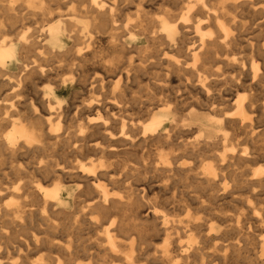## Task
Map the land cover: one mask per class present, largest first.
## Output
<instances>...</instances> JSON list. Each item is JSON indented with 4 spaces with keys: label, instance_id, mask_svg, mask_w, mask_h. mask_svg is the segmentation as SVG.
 Listing matches in <instances>:
<instances>
[{
    "label": "bare ground",
    "instance_id": "6f19581e",
    "mask_svg": "<svg viewBox=\"0 0 264 264\" xmlns=\"http://www.w3.org/2000/svg\"><path fill=\"white\" fill-rule=\"evenodd\" d=\"M61 69L100 98L64 108ZM247 80L264 86V0H0V241L18 250L2 263L264 264V102ZM152 180L187 181V201ZM246 192L232 215L206 205Z\"/></svg>",
    "mask_w": 264,
    "mask_h": 264
},
{
    "label": "rangeland",
    "instance_id": "374dc122",
    "mask_svg": "<svg viewBox=\"0 0 264 264\" xmlns=\"http://www.w3.org/2000/svg\"><path fill=\"white\" fill-rule=\"evenodd\" d=\"M71 8V6L70 5H66L65 3H60V4H58V10H59V12H62V13H67V12H69L68 10H70V9H67V8ZM66 9H67V11H66ZM37 25L38 24H36V23H34V21H27V24L25 25V28H29L30 30L32 29V28H34V27H37ZM38 27H39V25H38ZM245 44H241V46H244ZM238 50L236 51H232V54H230V55H233L234 53H236V54H234V55H237L238 54ZM243 56V54H241L240 52H239V55L237 56V57H239V58H241ZM236 57V58H237ZM14 70V71H13ZM12 71L13 72H17V70L15 69V68H12ZM228 73H227V72ZM230 71V72H229ZM60 72V73H59ZM226 72V73H225ZM233 74H232V73ZM230 73H231V75H230ZM61 74L64 76V79H63V76H61ZM68 74V75H67ZM69 74H70V76H69ZM218 74H223V76H221L220 78H223V77H225V78H227V76H228V78H230L232 75H233V77L232 78H234L235 77V74L237 75V72L236 71H232V70H230V69H228V68H222L221 67V71H219L218 72ZM67 77H68V79L71 77V73L68 71V70H65V69H61L60 71H58V74H56V75H54L53 77H51V79H49V82L50 83H54L55 81H58L59 80V78L61 79H63V80H65L66 79V88L67 89H69V90H65L63 93H60L58 96H59V98L60 99H62L63 100V106H64V108H66V109H71V104L73 103V100H74V98L72 99V97L71 96H74V97H76V99H75V103H76V105H78L81 101H84V100H88V99H93V98H100V94H99V96L97 95V93L95 94V95H88V93H85L78 85H73L72 87H70L71 86V79H67ZM53 79V80H52ZM69 81V82H68ZM37 83H38V86L40 85L39 83L40 82H38L37 81ZM46 83V82H45ZM249 81L247 80V81H245V89H244V87L243 88H241V89H239L238 91L240 92V93H242V94H244L245 96H248V95H250L251 93L252 94H255V96H257L258 98H259V100H260V102H264V86L263 87H260V86H256V88H255V91H254V88H253V90H251L249 87H248V85H249ZM174 86L176 85V83L175 84H173ZM224 86H226V87H224ZM246 87H247V89H246ZM39 88V87H38ZM223 88L224 89H228L229 91H225V92H223V95L224 96H226L227 97V95L229 96V97H231L233 100L235 99L234 97L236 96V94L234 93V88H232V86H228V85H224L223 84V86L222 85H220V87L218 86L216 89H215V92H213V94H215V96L214 97H216V94H218L217 93V90L219 89V90H223ZM232 88V89H231ZM234 89V90H233ZM244 89V90H243ZM24 91L26 90V86H25V89H23ZM193 90V91H192ZM73 91H78V93H77V95H74V93H73ZM132 91H133V95H134V93H135V95H136V97H142L143 96V98H142V100H145L144 99V96H146V92H144L143 91V89H141L140 90V92H139V87L138 86H136V85H134V86H132ZM190 91H192V94L194 95V94H196L195 92V89H190ZM233 91V92H232ZM250 91V92H249ZM70 92V93H69ZM79 92H80V94H79ZM136 92H138L137 94H136ZM229 92V93H228ZM230 92H232L233 94H231ZM31 92H29V90H26V92L24 93L25 94V99H27V103H29L30 101L33 103V104H35L37 107H38V109H40L39 111H41V105L39 104V100L37 99V96L35 95V94H33V93H31ZM248 94V95H246V94ZM250 93V94H249ZM31 95H33V96H31ZM70 95V96H69ZM130 95V94H129ZM132 95V94H131ZM134 95V96H135ZM138 95V96H137ZM29 96H31V97H29ZM68 96V97H67ZM90 96H92V97H90ZM79 97V98H78ZM128 97H130V96H128ZM34 98V99H33ZM37 99V100H36ZM72 99V100H71ZM69 101V102H68ZM72 101V103H70ZM77 101V102H76ZM190 102H191V99H188L187 100V107H188V105L190 104ZM74 103V104H75ZM39 105V106H38ZM226 106V105H225ZM132 118H134V116L132 117ZM145 119V118H144ZM143 119V120H144ZM261 120H263L261 123H260V127L261 128H263L264 129V118H261ZM197 124V123H196ZM263 124V126H261ZM195 126V125H194ZM194 126H192L193 128H194ZM218 126L217 125H213V127H211V129H212V131H214V130H218ZM184 135L186 136H188V135H191V133L189 132V133H187V132H185L184 133ZM186 136V137H187ZM231 144L233 145V146H236V148L238 149V148H241L242 147V145H239V142H237V140H232V142H231ZM34 157H32V156ZM31 156V157H30ZM35 156H36V158H35ZM29 157L30 158H28V157H26V158H23V160H22V162H23V164H27V162H29V163H35V162H39L41 159H43V155L42 154H40L39 153V155H38V153H34V154H30L29 155ZM40 157V158H39ZM32 160V162H31V160ZM29 160V161H28ZM117 160V158H113L112 159V161H116ZM26 161V162H25ZM183 162H184V166H187V158L185 159V160H183ZM192 164V163H191ZM255 167V166H254ZM1 168H3L4 170L6 169V167L4 168V166H2ZM253 169V168H252ZM8 181V182H7ZM5 182H6V185H5ZM9 182H11V180L10 179H2V178H0V187H2V188H0V191L1 190H3V188H5L7 185H9ZM157 182V183H156ZM165 182H166V185H165ZM185 182H186V184H185ZM185 182H183L184 183V185L182 184V182H179V184H178V182H174V184H171V183H173L172 181H171V183H170V180H168V181H166V180H161V181H156V180H152V183L150 182L149 183V185H148V189H149V192L152 194V193H157V194H159L160 192V194L159 195H164V198L166 197V198H170V197H172L173 199H175V200H180V199H184V200H186L187 201V196H185V195H187V187H184V186H186L187 185V181H185ZM4 183V184H3ZM156 183V184H155ZM158 183H159V185H158ZM176 183V184H175ZM225 183H227V187L225 188V190H228V191H230V190H232L231 188H232V183L229 181V180H226V182ZM150 186H155V187H150ZM165 186V187H164ZM161 189H160V188ZM220 187H221V190H219V194H221V193H223V191H224V186H223V182H221L220 183ZM150 188H152L151 190H150ZM163 188V189H162ZM165 188V189H164ZM170 188H172L171 190H170ZM223 189V190H222ZM161 190V191H160ZM164 190V191H163ZM170 190V191H169ZM163 191V192H162ZM185 193V195H183ZM249 195V193L248 192H246L244 195H242V196H239V195H237V194H235V199H233L234 201L233 202H230V205H224V203L225 202H228V201H230L231 200V198H229V200H228V194H226L225 196L227 197H225V198H223V200L222 201H220L222 198H218V200L217 199H215V201H213V202H215L214 204H211L210 202H209V200L206 202V205H207V207H213L214 209H215V211L217 212V214H219V213H227L228 211V214H226V215H232V214H234V213H236V211L238 210V208H240V209H246V204L244 203V201L246 200V198H247V196ZM206 199V198H205ZM226 199H227V201H226ZM219 201V202H218ZM222 204V205H221ZM251 204L255 207V208H257V209H261V210H263L264 209V201H262V200H255V199H252V202H251ZM222 206V207H221ZM220 208H223V209H219ZM227 211H226V210ZM222 210H223V212H222ZM220 215V214H219ZM4 246V247H3ZM14 247V248H13ZM6 248V244L4 243V240H2V243H1V241H0V249H1V252H4V253H6V251L8 252V253H10V255L9 256H6L5 258H4V260L3 261H8V262H13V261H15V259H16V257H17V254H18V250H17V244H16V240H13L11 243H9L8 244V246H7V248ZM13 248V249H12ZM17 251V252H16ZM8 255V254H7ZM14 256V257H13ZM39 255H34V258L35 257H38ZM8 257V258H7ZM12 259V260H11ZM3 261H1L0 260V264L3 262ZM2 264H4V263H2ZM240 264H242V263H240Z\"/></svg>",
    "mask_w": 264,
    "mask_h": 264
}]
</instances>
